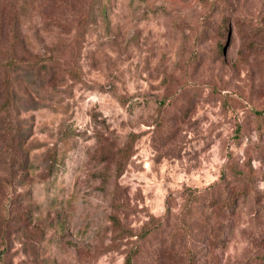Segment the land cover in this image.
<instances>
[{"label":"rangeland","instance_id":"obj_1","mask_svg":"<svg viewBox=\"0 0 264 264\" xmlns=\"http://www.w3.org/2000/svg\"><path fill=\"white\" fill-rule=\"evenodd\" d=\"M0 264H264V0H0Z\"/></svg>","mask_w":264,"mask_h":264},{"label":"trees","instance_id":"obj_2","mask_svg":"<svg viewBox=\"0 0 264 264\" xmlns=\"http://www.w3.org/2000/svg\"><path fill=\"white\" fill-rule=\"evenodd\" d=\"M224 201L226 203H233L234 202V204H235V198H226ZM5 204H6V206H5V212H6V214H8L9 213V205L11 204L10 198L5 202ZM167 212H168V214H170V208L169 207L167 208ZM150 232H151V230L148 227H146V225H145L143 227V232L140 234L139 237L141 239H143V238L147 237L148 234H150ZM3 252H5V251H3ZM131 261H132V256H128L127 262L128 263H131Z\"/></svg>","mask_w":264,"mask_h":264}]
</instances>
